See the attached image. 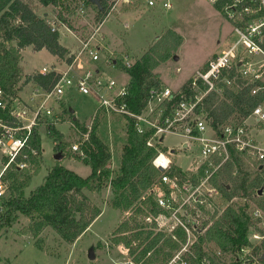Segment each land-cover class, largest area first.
Instances as JSON below:
<instances>
[{
  "label": "trees",
  "instance_id": "obj_1",
  "mask_svg": "<svg viewBox=\"0 0 264 264\" xmlns=\"http://www.w3.org/2000/svg\"><path fill=\"white\" fill-rule=\"evenodd\" d=\"M35 1L42 7L60 6L66 13L71 14H74L73 5L80 1L88 6H94L88 0ZM100 3L102 10L94 6L97 24L105 20L110 9L108 0H100ZM56 20L72 30L61 12L58 13ZM48 23L49 21L37 16L29 4L23 0H0V89L5 95L15 96L27 84L48 90L57 81L58 77L53 73L46 76L34 73L27 76L25 81L17 87L21 80V52L25 48L32 47L36 52L46 50L53 56L66 59L67 62L71 61V57L67 58L68 50L59 44V34L52 32ZM182 41L181 36L173 31H167L132 66L121 67V70L129 76L127 104L132 113L139 114L149 100V92L162 87L160 76L155 70L170 59ZM244 83L243 80H237L231 87H226L221 95L211 92L205 97L204 110L212 119L213 127L218 123L227 122L234 113L239 117L247 116L251 109L260 103L262 96L251 95L252 86H246ZM189 92L190 80L174 94V101H177L181 94H189ZM4 117L7 116L4 115ZM72 120L77 124L76 119ZM7 121L10 123L9 119ZM96 124L93 123L87 140L80 145L79 149L83 157L75 156L78 161L90 166V174L87 177H81L56 164L49 169L42 184L37 186L28 197H24L25 188L30 185L31 178L39 172L38 159L42 153L40 137L34 129L28 140L29 148L23 149L22 156L16 158L2 177L11 195L5 204L3 214H0V230L11 227L18 215H22L32 220L28 228L32 236L36 237L44 228L49 227L63 241L71 244L84 234L101 214L100 209L90 202L84 191H99L104 186L109 187L112 192L113 209L125 212L134 209L144 218L149 212L158 213L152 198L147 195L150 187L160 176V171L152 165L158 153L157 146L146 145L150 132L144 135L137 134L132 121L128 119L126 144L122 149L120 165L117 174L111 177V171L108 168L111 154L107 146L95 134ZM51 126L53 125L48 124L47 133L55 142H58L61 137ZM81 132L85 134L87 129L81 127ZM32 149L36 152L35 155L31 153ZM242 160L241 156L235 155L233 161L226 163L218 174V180L212 181L226 200L240 196L253 198L254 190L264 187L262 174L251 164L248 166L247 162ZM22 162H25L27 166L20 170L18 165ZM234 172H236L235 175H233ZM179 173V169H172L170 175ZM228 185H230L229 188H227ZM253 199H256L259 207L264 208L260 199L255 197ZM127 225L126 222L122 223L116 231L125 233ZM253 227L256 229L251 215L245 210L228 207L214 225L199 238L200 244L194 248L197 260L192 261V264H201L199 259L203 255L209 256L210 264H242L239 258L241 249L249 250L244 263L253 264V261L257 259L258 264H264L262 257L264 234L259 231L263 239L259 244L253 245L248 240L249 229ZM135 233L136 239L141 240L139 245L144 244L134 256L135 264H142L145 259H148L145 264L159 261L161 264H166L180 245L171 237L168 238L161 233L153 234L151 230H145V228L138 229ZM176 237L180 242L183 241L184 237L181 233H176ZM120 241L127 247L130 246L126 238L116 240L117 243ZM159 242L161 246L156 247ZM208 243L218 248L219 256H216L213 251L206 250L205 245ZM201 244H205L206 249ZM133 252L134 250L132 254Z\"/></svg>",
  "mask_w": 264,
  "mask_h": 264
},
{
  "label": "built area",
  "instance_id": "obj_2",
  "mask_svg": "<svg viewBox=\"0 0 264 264\" xmlns=\"http://www.w3.org/2000/svg\"><path fill=\"white\" fill-rule=\"evenodd\" d=\"M204 1L221 11L231 26L232 39L191 76L189 94H181L177 101H174L176 93L161 87L149 92V100L139 114L132 113L127 104L129 83H121L107 76L100 68L89 66L81 60L84 56L93 65L99 60L98 46L102 38L98 41L95 39L97 29L87 39H79L78 51L67 56L71 57L70 62L64 59L63 69L53 65L44 66L38 71L42 76L53 73L58 77L51 89L34 85L28 95L17 93L15 96H7L0 89V153L6 157L0 171V199L3 195V174L17 157L22 156L23 149L29 148L28 140L35 127L43 119L59 121L54 104L69 93L91 96L99 102L95 114H118L132 121L137 134L150 132L146 140L148 147L162 145L163 137L171 134L182 139L180 150H196L187 169L183 170L171 162L169 156L173 155L172 150L161 152L157 149L152 165L162 171L147 195L152 198L158 213H147L145 220L158 233H167L173 238L176 233H181L184 237L180 249L166 264H192L197 260L193 248L199 245V238L229 205V201L212 183L225 164L239 155L249 159L251 166L264 175V0ZM116 2L120 5L137 2L147 7L156 4L155 0ZM116 5L110 7L105 20ZM162 8L170 10L171 5L166 1L162 3ZM48 24L52 32L58 33L54 21ZM110 57L106 64L115 70L117 61ZM119 60L121 67L125 68L135 62L127 53ZM237 80H243L246 86L251 85V95L262 96L260 103L247 116L239 117L234 113L227 122L213 127L212 119L204 110L205 97L211 92L221 95L226 87H231ZM53 120L48 124L54 123ZM71 148L74 152L78 151L76 145ZM31 153L36 154L33 149ZM26 166L22 162L18 168L21 170ZM172 169H179L180 173L171 176ZM260 189L261 194L258 196L259 189H256L253 196L264 205V187ZM251 212V217L256 221L261 222L264 218V208L254 207ZM250 231L254 239H263L254 229ZM247 251L240 250L242 253ZM214 253L220 255L219 251ZM199 260L201 264H210L208 255H203Z\"/></svg>",
  "mask_w": 264,
  "mask_h": 264
},
{
  "label": "rangeland",
  "instance_id": "obj_3",
  "mask_svg": "<svg viewBox=\"0 0 264 264\" xmlns=\"http://www.w3.org/2000/svg\"><path fill=\"white\" fill-rule=\"evenodd\" d=\"M23 1L29 4L37 16L45 21L56 23V26L60 28L59 41L61 45L63 47L72 45V48L76 49L74 53L78 51L80 46L77 38L85 40L96 33L99 24L96 23L97 13L94 6H88L80 1V3L73 5L74 14H71L66 13L60 6L44 8L35 0ZM116 1L108 0V5L111 8L113 5H117L108 20L103 23V31L108 32L107 38L111 39L110 46L113 45L112 42L115 39L116 48L123 54L127 53L130 57H138L147 47L153 46L157 42V38L163 36L167 31H173L183 39L182 44L172 53L167 63L159 66L157 71L160 81L163 83L161 86L169 88L174 93H177V89L182 87L187 80H190L189 78L196 70L202 69L210 58L220 53L232 39L231 26L221 11L204 0H155L154 7H147L137 2L120 5ZM166 1L171 5L170 10L162 8V3ZM59 12L65 16L66 23L72 27L70 32L56 21ZM123 36H125L124 46L120 47V39ZM95 38L97 41L99 40L97 36ZM106 47L105 42H101L98 46L99 60L94 63L95 66L88 62L84 56L81 57L82 62L94 68H100L109 77L125 81L128 78L117 72L121 70L119 58L123 54L110 55V52L105 50ZM109 56H111V60L117 61L115 71L106 64ZM174 57L177 59L175 60ZM53 61H56L54 56L46 50L36 52L32 47L25 48L21 52V80L17 87L25 81L27 76L38 73V70L44 66H50ZM32 88V84H27L21 93H18L19 95L24 93L28 95ZM98 107V100L91 96L69 93L54 104L59 121L52 119L55 124L52 123L53 126L51 127L60 135L59 141L55 142L52 136L47 133V126L48 123L52 122L51 119H43L35 127L43 151L38 159L39 172L31 178L30 185L24 190V197H28L37 186L42 184L49 169L56 164H60L81 177H87L90 174V166L78 161L75 156H81L80 145L84 140H87L89 132L92 131L93 123H97L95 134L107 146L111 154V159L108 162L111 177L117 174L122 149L126 144L128 118L114 113L99 112L95 114ZM69 109L75 113L70 114ZM73 117L76 118L77 124L73 123ZM81 127L87 129L85 134L81 132ZM181 141L182 139L176 135L166 134L163 137L162 145H158L157 149L161 152L172 150L173 155L169 156L171 162L185 170L196 150L189 151L183 148L180 150ZM72 145L78 147L77 152L72 150ZM57 153H61L63 156L60 161L53 158ZM4 160H6L5 155L0 153V171L5 163ZM242 161L247 162V165L250 166L249 159L243 158ZM261 174L264 178L263 173ZM215 180H218V177ZM1 183L3 184V195L0 199V214H3L5 204L11 194L6 189V184L4 185L3 181ZM84 193L90 202L100 209L101 214L75 242L69 244L63 241L49 227L44 228L34 237L28 231L32 220L18 215L11 227L0 230V264H135L134 256L144 246V244L139 245L141 240L136 239L135 232L141 228L151 230L153 234L158 232L152 228L142 214L137 213V210L132 209L125 212L113 209L111 206L113 195L109 187L104 186L99 191L85 190ZM253 198L246 196L232 198L228 200V207L242 208L251 215L254 207H259L256 199ZM252 221H254L256 229L253 227L250 230L253 231L254 229L258 235H260L259 231L264 234V218L261 219V222L253 218ZM125 222L128 224L126 232L116 231ZM250 230L248 240L253 245L259 244L261 240L254 239ZM161 234L168 238L171 237L167 233ZM120 238H126L130 242V246L127 247L122 241L117 243L116 240ZM171 239L181 245L177 237H171ZM161 242L156 247H160ZM204 245L201 244L203 247ZM205 246H207V249L204 247L207 251H219L212 243ZM90 247L94 249L95 258L93 260L87 257ZM132 250H134V254H132ZM248 253L249 250L246 253H239L242 264H246L244 260ZM147 260L142 261V264H145ZM153 264L161 263L159 261ZM253 264H258V260H254Z\"/></svg>",
  "mask_w": 264,
  "mask_h": 264
},
{
  "label": "crops",
  "instance_id": "obj_4",
  "mask_svg": "<svg viewBox=\"0 0 264 264\" xmlns=\"http://www.w3.org/2000/svg\"><path fill=\"white\" fill-rule=\"evenodd\" d=\"M44 8H46V7H44ZM109 18V17H108ZM108 18L106 19V20H104L101 24H99L98 25V27H97V33L95 34V37L97 36L98 38H102V41L101 42H105L106 43V45H107V47L105 48V50H107V51H109L110 52V55L111 54H116V55H121V54H123L120 50H118L117 48H116V40L114 39L113 40V45L112 46H110V40L107 38V36H108V32L107 31H103V23L105 22V21H107L108 20ZM57 21V20H56ZM63 27L68 31V32H70L69 31V29H67V27H65V25H63ZM59 29V31H58V34L60 33V28H58ZM110 36V35H109ZM124 37L125 36H123L121 39H120V47H122V46H124V41H125V39H124ZM96 39V38H95ZM157 39H159V37L157 38ZM77 40H78V42H79V45H80V41H79V38H77ZM59 44L61 45V43H60V41H59ZM62 46V45H61ZM73 46L71 45L70 47H64V48H66L67 50H68V52H69V54H72V53H74L75 52V50H74V48H72ZM80 47V46H79ZM150 47H147L146 48V50H144L138 57H133V60L134 61H136V60H138L148 49H149ZM120 51V52H119ZM124 52V51H123ZM120 57V56H119ZM54 58H55V60L56 61H53L52 63H50L51 65L50 66H53V65H56L57 66V68H59V69H63V67H64V65H63V63H64V59H60V58H58L57 56H54ZM167 63V62H166ZM166 63H163V64H166ZM162 65V64H161ZM160 65V66H161ZM205 65V64H204ZM21 68V67H20ZM158 68H159V66L156 68V70H155V72L156 73H158L157 71H158ZM201 69V68H200ZM41 70V69H40ZM199 70V69H198ZM198 70H196V71H198ZM39 71V70H38ZM115 71V70H114ZM195 71V72H196ZM118 73H120L122 76H126L128 79H126L125 81H119L118 79V81L119 82H121V83H129V76L126 74V73H124V72H122L121 70L119 71H117ZM194 72V73H195ZM193 73V74H194ZM159 74V73H158ZM192 76V75H191ZM191 78V77H190ZM189 78V79H190ZM188 81V80H187ZM186 81V82H187ZM162 83V82H161ZM185 84V83H184ZM162 85H163V83H162ZM34 86V85H33ZM181 88V87H180ZM179 88V89H180ZM179 89H177V90H179ZM177 90H174V91H177ZM19 93H21V91L19 92ZM18 93V94H19ZM26 93H24V94H22V95H25ZM73 111V110H72ZM69 112H70V109H69ZM73 113H75L74 111H73ZM71 114V113H70ZM75 115V114H74ZM74 118V117H73ZM76 119V118H75ZM41 149H42V146H41ZM43 151V150H42Z\"/></svg>",
  "mask_w": 264,
  "mask_h": 264
},
{
  "label": "water",
  "instance_id": "obj_5",
  "mask_svg": "<svg viewBox=\"0 0 264 264\" xmlns=\"http://www.w3.org/2000/svg\"><path fill=\"white\" fill-rule=\"evenodd\" d=\"M92 5L96 6L99 10H102V7H101V3H100V0H88ZM174 59L176 60L177 58L174 57ZM70 113L73 114V111L70 109ZM75 119V118H73ZM56 161H60L63 156L61 153H57L54 155L53 157ZM159 171H162V169H159ZM261 194V189H259L257 191V195L259 196ZM87 257L90 259V260H93L95 258L94 256V249L93 247H90L89 250H88V253H87ZM264 258V255L262 256Z\"/></svg>",
  "mask_w": 264,
  "mask_h": 264
}]
</instances>
